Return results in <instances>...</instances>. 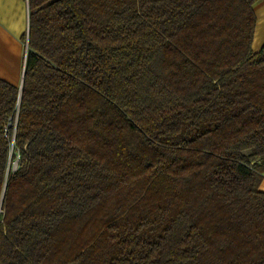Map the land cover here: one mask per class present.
Returning a JSON list of instances; mask_svg holds the SVG:
<instances>
[{
    "label": "trees",
    "instance_id": "1",
    "mask_svg": "<svg viewBox=\"0 0 264 264\" xmlns=\"http://www.w3.org/2000/svg\"><path fill=\"white\" fill-rule=\"evenodd\" d=\"M257 1L27 0L0 264H264Z\"/></svg>",
    "mask_w": 264,
    "mask_h": 264
},
{
    "label": "crops",
    "instance_id": "2",
    "mask_svg": "<svg viewBox=\"0 0 264 264\" xmlns=\"http://www.w3.org/2000/svg\"><path fill=\"white\" fill-rule=\"evenodd\" d=\"M252 49L264 47V0H258ZM27 0H0V79L19 88L23 82L28 37ZM259 190L264 192V179Z\"/></svg>",
    "mask_w": 264,
    "mask_h": 264
},
{
    "label": "water",
    "instance_id": "3",
    "mask_svg": "<svg viewBox=\"0 0 264 264\" xmlns=\"http://www.w3.org/2000/svg\"><path fill=\"white\" fill-rule=\"evenodd\" d=\"M19 89H20V91H21V89H22V84H21V86L19 87Z\"/></svg>",
    "mask_w": 264,
    "mask_h": 264
},
{
    "label": "rangeland",
    "instance_id": "4",
    "mask_svg": "<svg viewBox=\"0 0 264 264\" xmlns=\"http://www.w3.org/2000/svg\"><path fill=\"white\" fill-rule=\"evenodd\" d=\"M14 165V168L16 167V164H13Z\"/></svg>",
    "mask_w": 264,
    "mask_h": 264
}]
</instances>
